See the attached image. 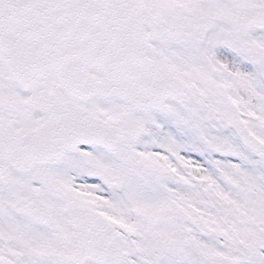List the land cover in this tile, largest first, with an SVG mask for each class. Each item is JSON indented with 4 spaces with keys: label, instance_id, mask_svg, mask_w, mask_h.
Listing matches in <instances>:
<instances>
[{
    "label": "snow or ice",
    "instance_id": "snow-or-ice-1",
    "mask_svg": "<svg viewBox=\"0 0 264 264\" xmlns=\"http://www.w3.org/2000/svg\"><path fill=\"white\" fill-rule=\"evenodd\" d=\"M0 264H264V0H0Z\"/></svg>",
    "mask_w": 264,
    "mask_h": 264
}]
</instances>
